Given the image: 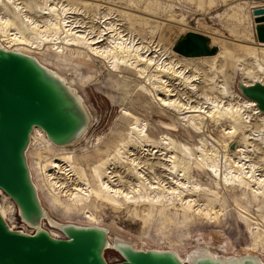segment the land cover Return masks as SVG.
Wrapping results in <instances>:
<instances>
[{"label":"bare ground","instance_id":"bare-ground-1","mask_svg":"<svg viewBox=\"0 0 264 264\" xmlns=\"http://www.w3.org/2000/svg\"><path fill=\"white\" fill-rule=\"evenodd\" d=\"M79 1L85 3L87 0H0V46L32 55L58 75L76 94L77 89L69 80L72 76L68 77L69 74L66 76L53 69L43 62L39 54L14 49L11 45H26L38 53L41 50L47 54L52 52L54 57L62 61L68 56L73 57L74 61L82 65L102 62L112 72H121L129 66L138 75L140 90L149 92L158 106L175 113L184 124L197 132L205 129L207 133L208 123L221 124L225 121V124H221L223 132L217 125L221 131V138H218L224 140L205 133L206 136L201 137L199 144L190 146L175 141L165 133L153 141L146 133V123L134 117L127 142L120 143L122 146L114 154L107 155L106 161L92 167L97 187L92 186L87 171L82 166L76 167L73 164L71 153L53 160L46 157L47 161L40 158L42 160L38 165L42 178L53 198L67 200L72 208H86L88 202L95 198L121 208L130 204L133 207L131 212H144L148 206L165 215H176L175 212L180 211L188 219L199 217L214 221L218 219L221 210L214 209L203 200L199 202L200 191H211V188L202 186L189 173L194 163L205 168L217 187L236 188L240 191L239 197L247 199L250 195L251 199L264 207V111L252 99L231 91L228 72L226 79V72L223 70L227 66L224 51L216 52V56L211 58L213 60L203 59L201 63L182 61L173 56L170 47L154 44L150 38L136 36L115 14L114 7L119 6L114 3L108 0H89L90 4L93 3L100 9L99 12L88 14L81 9L83 5ZM253 9L249 8L251 16L254 15ZM127 13L132 12L128 10ZM261 43L263 42L252 44L249 63L245 59H239L238 63L245 74L253 79V83H264V47L259 46ZM261 45L264 46V43ZM216 58H220L217 60L218 64ZM204 64L208 68H200ZM202 70L210 73L211 78L207 79L209 75ZM69 72L79 76L76 67L68 70ZM248 83L243 82L245 85ZM78 97L81 100V96ZM125 113L131 115L126 110ZM89 118H92L90 114ZM240 130L242 139L237 136ZM36 134L41 139V145L48 143L57 148H66L51 143L39 127L34 128L32 141ZM234 136L235 139L228 145L226 139ZM231 145H234L233 148ZM33 146L34 144L31 145ZM206 146H210V149L207 150ZM228 147L234 153H229ZM47 164L52 166L50 170L54 172L45 170ZM31 177L40 198L32 171ZM4 198L6 195L0 191V212L7 220L9 202L3 203ZM8 201L12 212L15 207L11 200ZM45 211V218L57 227L60 223L50 219L46 209ZM85 214L90 219L95 218L89 209ZM247 215L248 219L258 223L253 215ZM77 225H98L105 227L109 233L105 225ZM51 234L55 236L53 232ZM116 241L127 240L116 234L112 241L108 239L107 246H112ZM253 241L258 242L257 236H253ZM127 242L133 246L131 241ZM148 249L164 250L158 247ZM173 251L184 263L192 262L198 255L209 254L219 257L223 262L247 255L255 257L258 264H264L262 256L251 252L243 255H218L207 243L185 254Z\"/></svg>","mask_w":264,"mask_h":264},{"label":"rangeland","instance_id":"rangeland-1","mask_svg":"<svg viewBox=\"0 0 264 264\" xmlns=\"http://www.w3.org/2000/svg\"><path fill=\"white\" fill-rule=\"evenodd\" d=\"M98 1L100 0L96 2ZM108 1L119 6L118 8L114 7L115 14L130 30H133L136 36L142 39L150 38L154 44L170 47L173 56L182 61H199L201 63L203 59L210 60L216 56L218 51L223 50L227 64L223 70L226 72V79L228 72L230 89L234 94H241L240 83H253V79L245 74L238 63L239 59H245L249 63L250 56H252L251 48L259 42L257 31L260 27L264 28V22L255 21V16L260 15H249V8L256 9L258 6H264V0ZM79 2L83 5L81 9L86 13L99 12L100 8L95 7L93 3L90 4L89 0L85 3ZM128 10L132 13H127ZM196 30L209 38L211 46L218 47L215 55L185 56L174 49L175 42L181 36ZM254 42L256 43L254 44ZM261 44L259 46L264 47ZM11 46H14V49L39 54L38 56L43 58L44 63L66 76L69 74L68 77L72 76V79L69 78V80L77 89V94L81 96L84 106L92 116L83 135L74 143L66 145V148H57L48 143L41 145V139L37 134L34 137V146L28 147L27 160L39 189L42 206L47 210L50 219L59 223L105 225L109 229V241L119 234L124 236L125 240L131 241L136 249L145 250L158 247L177 250L181 254H185L197 246H205L207 243L213 252L219 253L218 255H243L245 252H251L264 258L263 205H258L249 194L247 199L239 197L240 191L236 188L217 187L213 183L212 176L199 164L196 166L192 163L189 173L196 177L202 186L211 188V191H200L199 202L203 200L214 209L221 210L218 219L214 221L199 217L188 219L180 211H176V215H165L158 209H151L148 206L144 211L146 212V216H144V212L140 210L131 212L133 207L130 204L121 208L95 198L88 202L86 208H72L67 200L54 199L51 190L42 178L38 165L42 160L40 158L47 161L46 157L53 160L55 157L60 158L71 153L73 164L76 167L82 166L87 171L92 186L97 187V181L92 176V167L99 162L106 161L107 155L114 154L120 145L127 142L130 124L134 121V117L146 123V133L149 139L155 141L167 133L175 141L190 146L199 144L201 137L206 136L207 133L223 141L224 139H219L221 131L217 125L223 132L221 124H225V121L221 124L208 123V128L206 125L207 133L205 129L202 132H197L184 124L178 115L158 106L149 92L140 90L138 75L129 66L121 72H112L102 62L82 65L78 61H74L73 57L68 56L62 61V59L54 57L52 52L47 54L41 50L38 53L22 44ZM219 59L216 58V62ZM206 66L204 64L200 68H208ZM74 67L78 68L79 76L68 73V70L74 69ZM203 72L209 75L207 79L211 78L210 73ZM125 110L131 115H127ZM237 136L239 139L243 138L241 130ZM235 137L226 139L229 142L228 145ZM206 149L209 150L210 146H206ZM227 151L234 153L229 147ZM51 167L50 164H47L45 170L54 172L50 170ZM195 195L192 193V196L196 197ZM212 196L214 197L212 198ZM8 200L11 199L6 195L3 200V203L9 202L6 221L13 224L12 227L15 229L31 232L32 229L19 219L14 203L15 208L11 212L12 206ZM87 209L94 214V219L87 217L85 214ZM247 214L253 215L258 223L248 219ZM41 226L50 233L53 232L56 237H63L58 228L53 226L48 219L44 218ZM253 236H257V243H254ZM111 247L105 250L106 260L109 262L122 260L119 253ZM184 264H190V262L187 261Z\"/></svg>","mask_w":264,"mask_h":264},{"label":"water","instance_id":"water-1","mask_svg":"<svg viewBox=\"0 0 264 264\" xmlns=\"http://www.w3.org/2000/svg\"><path fill=\"white\" fill-rule=\"evenodd\" d=\"M255 21L264 22V6L254 10ZM264 43V28L257 31ZM174 49L185 56L213 55L217 46L197 31H189ZM241 94L264 111V83L239 84ZM79 95L32 55L0 46V191L15 204L19 219L33 231L15 229L0 212V264H184L170 249H136L127 241L112 247L122 260L109 262L108 231L98 225L60 223L63 237H55L41 226L42 206L27 160L35 127L56 146L74 143L85 132L89 112ZM234 145H231L233 148ZM190 264H258L244 255L223 262L209 254L196 256Z\"/></svg>","mask_w":264,"mask_h":264},{"label":"built area","instance_id":"built-area-1","mask_svg":"<svg viewBox=\"0 0 264 264\" xmlns=\"http://www.w3.org/2000/svg\"><path fill=\"white\" fill-rule=\"evenodd\" d=\"M32 231H33V230H32ZM32 231H31V232H32Z\"/></svg>","mask_w":264,"mask_h":264}]
</instances>
